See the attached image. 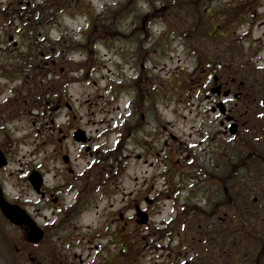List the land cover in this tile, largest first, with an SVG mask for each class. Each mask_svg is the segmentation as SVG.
Returning a JSON list of instances; mask_svg holds the SVG:
<instances>
[{
    "label": "flooded vegetation",
    "instance_id": "obj_1",
    "mask_svg": "<svg viewBox=\"0 0 264 264\" xmlns=\"http://www.w3.org/2000/svg\"><path fill=\"white\" fill-rule=\"evenodd\" d=\"M46 9L34 0L0 5V134L34 141L18 168L16 195L0 175L6 198L29 221L11 225L19 231L22 264H232L218 254L231 248L230 222L249 210V189L264 187V80L242 60L196 58L188 81L197 97L203 89L198 107L220 115L219 142L204 132L209 124L188 134H199L200 142H185L179 121L167 117L171 90L187 82L180 75L170 87L147 74L126 81L120 72L106 87L133 88L127 115L114 116L117 109L103 101L101 116L88 117L81 110L90 100L79 102L72 92V36ZM235 55L243 56L233 47L218 54ZM0 149L11 162L4 141ZM33 223L44 231L38 243L28 241ZM219 231L224 244L217 243Z\"/></svg>",
    "mask_w": 264,
    "mask_h": 264
},
{
    "label": "rangeland",
    "instance_id": "obj_2",
    "mask_svg": "<svg viewBox=\"0 0 264 264\" xmlns=\"http://www.w3.org/2000/svg\"><path fill=\"white\" fill-rule=\"evenodd\" d=\"M15 1L0 0V5L3 7L12 5ZM34 2L47 8L45 10L47 15H57L58 21L67 27L68 37L72 36L73 60L76 63L73 65L75 84L72 92L74 98H80L79 102L90 100L81 110L82 114L88 113V117H92L89 112H95L94 117L101 116L103 101L110 102L108 110L117 109L113 112L114 116L119 112L123 116L127 115L126 106L134 99L133 88L122 93V86L118 85L116 88L113 85L111 90L106 87L112 83L110 77L114 83L118 81L116 75L120 72L127 75L126 81H132L140 74L145 78L147 74L156 80L160 78L169 81L170 87L171 82L180 75L184 76L187 82L171 90L170 107L164 110L167 117L173 122L179 121L175 128L186 134L185 142H200L199 134H194L191 138L188 134L197 133L192 127L202 124L204 126L209 124L204 132L211 133L219 142L223 138L221 118L205 113L204 106L198 107V102L204 98L203 89L197 97L195 85L192 86L188 81V75L196 68L197 51L209 56L214 62L222 61L223 64L230 63V60L237 62L242 60L249 64L250 69L261 70L259 74L254 72L255 76H264V0H34ZM126 7L127 9L120 13ZM222 30H227L230 35L228 38L222 37V40L217 42L212 37H218ZM55 31L51 33L53 36L58 34ZM100 35L104 39H99ZM91 38L99 39V43L94 44ZM237 44L242 50V58L238 55H235L234 59L218 56L221 50H225L226 47L235 48ZM129 59H132L133 69L128 63ZM83 64L85 71L81 69ZM86 71H89L88 80L85 78ZM102 74L107 77L105 80H101ZM94 82L97 84L94 85ZM137 88L144 89V85L140 83ZM190 104L195 105L185 109ZM196 111L201 112L199 117H195ZM0 141H4L11 156L7 170L0 174L2 182L7 181L8 184L6 182L5 184L8 190L16 195L17 188L12 184L18 183V168L29 160L26 154L29 149L34 148L32 145L34 141L11 132L0 134ZM206 144L207 142L203 143L202 148H205ZM260 189L262 192L257 188L251 191L250 195L259 196V199L253 204L250 201L248 218L235 217L230 222L233 226L232 231H235L228 236L233 243L230 253L234 264H252L248 246L258 249L259 244L264 243V195H260L264 192V187ZM2 220L0 264H22L23 258L15 253V247H19L20 244L19 231ZM198 223L200 221L195 222L193 226L196 227ZM227 223L228 221H225L219 225ZM239 231L242 233H236ZM247 235L249 237L244 238ZM250 237L255 243L254 247ZM200 238L203 240L202 243L198 241ZM205 240L204 236L196 237L198 245L204 244ZM217 240L223 242L222 235H219ZM55 243L58 244V240Z\"/></svg>",
    "mask_w": 264,
    "mask_h": 264
},
{
    "label": "water",
    "instance_id": "obj_3",
    "mask_svg": "<svg viewBox=\"0 0 264 264\" xmlns=\"http://www.w3.org/2000/svg\"><path fill=\"white\" fill-rule=\"evenodd\" d=\"M0 161L1 160V156H0ZM4 163V162H3ZM0 206L4 212V214L7 215V217L14 223L18 224L19 223V217H18V213H17V207L15 206H11L9 204H7L3 197L1 198L0 197ZM35 229H33L32 231V234L30 235V238L34 241H38L41 237H42V234L37 231H34Z\"/></svg>",
    "mask_w": 264,
    "mask_h": 264
},
{
    "label": "trees",
    "instance_id": "obj_4",
    "mask_svg": "<svg viewBox=\"0 0 264 264\" xmlns=\"http://www.w3.org/2000/svg\"><path fill=\"white\" fill-rule=\"evenodd\" d=\"M123 11V10H122ZM122 11H120V12H122Z\"/></svg>",
    "mask_w": 264,
    "mask_h": 264
}]
</instances>
